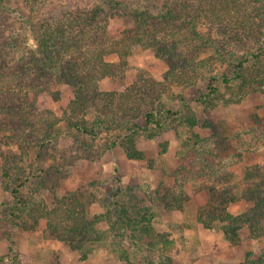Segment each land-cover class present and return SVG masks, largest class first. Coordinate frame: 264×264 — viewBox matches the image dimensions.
<instances>
[{"label":"rangeland","instance_id":"1","mask_svg":"<svg viewBox=\"0 0 264 264\" xmlns=\"http://www.w3.org/2000/svg\"><path fill=\"white\" fill-rule=\"evenodd\" d=\"M95 2L0 0V71L7 74L0 84V106L12 100L9 110L0 108V168L7 167L11 174L6 177L0 169V264H264V205L263 216L243 225L237 241L225 237L223 221L208 220L220 200L238 215L264 199V84L241 88L237 80L226 85L220 78L215 82L218 94L203 101L200 88L207 86L209 75L231 72L208 43L200 57L210 64L198 74L197 83L160 88L152 104L149 97L125 103L127 109L115 104L136 80H164L168 64L151 48L133 46L119 74L98 81V90L103 96L111 93L114 103L105 107L107 99L89 101L80 115L70 108L74 86L65 80L47 77L46 83L34 85L39 81L33 70L11 79L33 47L29 23L39 27L68 8ZM263 8L264 1H256L250 9L253 19L262 22V33ZM127 23L113 15L108 21L110 38L120 37ZM200 29L214 39L219 36L208 23ZM255 48L250 45L264 67V43L262 51ZM107 59L119 61V55ZM151 106L175 113L172 118L161 116L162 126L150 124L146 129L143 113ZM71 114L89 124L95 120L98 133L75 130L68 121ZM130 143L136 157L127 154L124 144ZM13 177V186L24 182L21 193L28 200L48 209L60 204L62 196L76 193L77 212L84 209L89 218L119 201L148 210L150 231L142 229L143 234L133 237L116 234L104 215L96 228L106 235L96 240L94 234L87 245L72 248L49 233L46 218L32 229L26 228L32 224L29 217L25 225H13L7 189Z\"/></svg>","mask_w":264,"mask_h":264},{"label":"trees","instance_id":"2","mask_svg":"<svg viewBox=\"0 0 264 264\" xmlns=\"http://www.w3.org/2000/svg\"><path fill=\"white\" fill-rule=\"evenodd\" d=\"M160 1L136 0L137 4L133 5L135 0H97L93 4L64 10L53 20L46 21L47 26L42 23L36 27L35 23H29L28 40L33 47L28 51L27 63L22 62L18 66L19 70L10 74L11 79L16 80L17 75L27 76L33 70L35 80L39 81L34 85L46 83L47 77L65 80L74 86V99L70 108L76 115H80L79 111H83L89 101L107 99L105 107L114 103L111 93L103 96L104 93L98 90V81L105 76L114 77L119 74L127 63L126 57L133 46L151 48L168 64L164 80L143 77L136 80L122 93L119 105L118 101L115 104L127 109L125 103L130 106L133 102L149 97H153L148 101L152 104L157 99L160 88L179 83H197L198 74L210 64L208 58L200 57L201 50L208 47V43L213 47L217 60L225 63L231 72L209 75L207 86L200 88L199 97L203 101L207 102L214 94H218L219 88L215 82L220 78L226 85L231 80H237L241 88L264 84V67L259 64L262 61L259 54L250 49L253 44L255 50L262 51L263 48L264 32H260L263 24L253 19L250 9L256 1L264 0H163L162 4ZM113 15L123 16L128 21L120 37L116 39L110 38L108 29V21ZM22 18L28 21L26 16ZM205 23L215 29L219 35L216 39L202 33L200 28ZM238 49H243V53L237 52ZM115 54L119 55V61L107 59V56ZM5 75L7 74L0 71V84ZM9 105L0 108L7 111L11 108ZM174 113L170 108L162 107L160 112L151 106L143 113L145 128L150 124L154 127L162 126L164 121L161 116L165 119L172 118ZM73 117L71 114L68 121L75 130L92 136L98 133L95 120L89 124L83 118L79 120V116ZM190 121L191 124L195 122L194 119ZM136 125L130 129H134ZM17 130L19 131V127L16 126ZM124 145L127 154L136 157L133 145ZM40 147L43 148L42 145ZM0 169L4 176H11L7 167ZM11 179L7 189L12 194L9 216L13 225H25L24 220L27 221L26 217H29L32 224L26 225V228L32 229L41 218H46L49 233L59 235L72 248L87 245L94 234L96 240L106 235V230L96 228L97 222L104 215L111 229L122 236L128 234L133 237L150 229L148 210L128 207L119 201L114 207L108 205L109 210L104 214L89 218L84 209L83 213L77 212L76 206L80 202L76 193L62 196L60 204L48 209L32 198L28 200L21 193L24 182L19 181L13 186L16 178ZM226 204V200H220L213 211L208 213V220L223 221L224 235L231 241L238 240V232L243 225L256 223L263 216L264 199H260L249 211L238 215L228 211ZM202 221L206 226H211L209 221ZM87 248L90 250L89 246ZM3 258L0 256V261Z\"/></svg>","mask_w":264,"mask_h":264}]
</instances>
